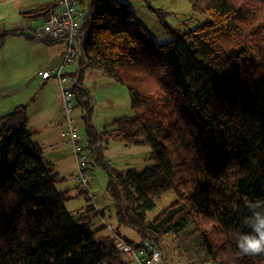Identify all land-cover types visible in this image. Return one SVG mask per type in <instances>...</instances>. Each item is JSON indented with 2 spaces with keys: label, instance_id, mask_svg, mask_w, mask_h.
Instances as JSON below:
<instances>
[{
  "label": "trees",
  "instance_id": "trees-1",
  "mask_svg": "<svg viewBox=\"0 0 264 264\" xmlns=\"http://www.w3.org/2000/svg\"><path fill=\"white\" fill-rule=\"evenodd\" d=\"M190 1L208 22L160 44L129 4L87 0L80 63L127 86L133 110L101 131L88 126L89 146L152 147L142 171L106 166L119 222L143 242L171 237L189 264H264V255L238 257L235 239L251 231L246 201L264 200V0ZM73 91L91 112L88 92ZM26 111L0 116V264H128L100 235L106 226H94L95 206L68 211ZM170 191L171 205L148 220Z\"/></svg>",
  "mask_w": 264,
  "mask_h": 264
},
{
  "label": "rangeland",
  "instance_id": "rangeland-1",
  "mask_svg": "<svg viewBox=\"0 0 264 264\" xmlns=\"http://www.w3.org/2000/svg\"><path fill=\"white\" fill-rule=\"evenodd\" d=\"M36 1L37 0H0V76L4 79L7 78L3 84L0 85V116L10 114L17 109L14 103L19 99L17 98V91L14 86H9L8 77H10V75L12 76L16 75L15 73L25 72V74L31 77L35 74L36 69L42 68L44 71L55 70L59 67L58 64L55 66V63L59 60L61 61V59L64 60L63 55H61L58 50L59 47H64L61 46L63 43H59L63 41H53L56 42L53 43L56 45L46 47L44 42L48 41L30 40L24 35L19 36L21 34L14 35L16 32L15 22L18 21L25 23L26 27L23 29L28 33L24 32L32 36L30 29L27 27V21H23L21 13L26 11L25 7L28 5H31V8H33ZM44 1L45 3L48 2V0ZM121 1L126 4L130 3L139 21L155 41L160 44L172 40L175 33L188 32L203 25L209 20L208 15L194 10L190 0ZM48 3H50V1ZM29 22H31L34 27H41L44 25V19L35 21L30 20ZM3 35L4 37H2ZM30 44L32 45L30 46ZM43 50H54V58L47 56ZM53 65L55 68L52 67ZM77 70L78 67L76 65L68 64L64 68V73L67 74L70 79L72 77L75 82L79 80L78 78L81 75L80 73L73 76V74L77 73ZM101 72L100 70L98 72H87V75H92H88L82 83V87L84 84L83 91H87L93 99V109L91 108V112L88 110L87 106L81 105L77 99L74 101L75 109L72 114V119L74 117L73 125L75 124L74 127L82 136L84 143L88 142L86 131L88 126H92L95 129L98 128L99 131H101L114 120L133 114L127 86L121 85L113 78ZM32 82L33 79L30 80L26 86ZM77 85L80 84L78 83ZM50 91L54 94L57 89L55 86H51ZM69 150L71 151V149ZM88 152L89 146L83 150V153L90 158L89 168L92 177L91 196L86 195L84 191L73 182L74 179H71L69 176L70 174H62V181L60 183L63 184H57L59 188L65 187L69 189V192H67L70 198L67 202L68 211L73 216L78 217L86 212L88 206L93 205L96 209L92 214H95L97 210L102 213V216L100 214H98L97 217L95 215L93 216L95 227L103 226L96 225V222L105 219L104 226L116 228L119 236L128 239L133 244L141 243V236L138 233H134L137 232L136 230L131 227H126L119 222L116 201L107 190L109 170H107L106 166L121 171L131 168L142 171L146 166L153 163L151 159L152 147L149 144H134L115 140L108 141L107 143L103 142L98 152L100 162L95 159L97 156L91 157L87 154ZM68 156L69 154H67V157ZM102 162L106 165L103 166L101 164ZM75 171L74 175L77 173L78 169L75 168ZM174 199L175 193L173 191L157 199V209L147 213L148 220H153L156 215L170 206ZM102 234L108 235V231L104 230L101 232V235ZM137 234L139 237H137ZM160 242L168 252L166 264H186V259L180 254L177 242L173 241L169 243L164 239ZM203 264L210 263L206 262Z\"/></svg>",
  "mask_w": 264,
  "mask_h": 264
},
{
  "label": "crops",
  "instance_id": "crops-1",
  "mask_svg": "<svg viewBox=\"0 0 264 264\" xmlns=\"http://www.w3.org/2000/svg\"><path fill=\"white\" fill-rule=\"evenodd\" d=\"M49 1L50 0H48V2ZM48 2L45 3L44 0H37L36 4L34 5L33 8H31V5H28L25 8H26V11L36 10L41 6L48 5L49 4ZM128 4L130 5V3H128ZM26 11H24V12H26ZM23 21H25V22L27 21V27L28 28L34 27L33 24L31 22H29L30 20H27L23 17ZM33 21H35V20H33ZM15 23H16L15 24V28H16L15 31L19 32V33H14V35L15 34H21L19 36L24 35V36L28 37L30 40H34L32 38V36L25 33L27 31L25 29H23L24 27H26L24 22L16 21ZM37 43H43V42H37ZM44 43H45L46 47L56 45V44H53V43H56L53 41L44 42ZM59 43H63L61 46H64L66 48V42L63 41V42H59ZM31 45L32 44H30V46ZM64 47H62V48L59 47V49H58L59 52L61 53V55H63V58H64V52H65ZM43 51L45 52V54L47 56H51L52 58H54V50H50V51L43 50ZM80 59H81V57H79V59H77L75 62H73L74 64L72 63V65H76L78 67L77 73L73 74V76L82 73L80 75L82 77L81 83H79L80 85H78V86L80 87L81 90H83L84 89L83 88L84 84L82 87L83 81L86 79V77L88 75H92V74L87 75V72H91V71H93V72L97 71L98 72L99 70L85 69L84 66L81 65ZM56 64H58L59 67L62 66V71L64 73V68L66 66V65H63L64 60L61 59V61L59 60L57 63H55V66H56ZM55 66L53 65L52 67L55 68ZM57 69H55V70H57ZM55 70L53 69L51 71H55ZM45 71H44V69L42 70V68H38L35 70V74H33L31 77L29 75L25 74V72L15 73L16 75H12V76L10 75V77H8L9 86H14V88L17 91V98L19 99V100H16L14 104L17 107H18V105L21 106L22 104H23V106L27 107L26 112H27V117H28V127L32 131L33 141L37 145H39V147L41 148L44 158L54 166L55 171L57 170L56 172L60 175V178H61L62 174H65V175L70 174L69 176L71 177V179L72 180L74 179L73 182H75L78 185V182L75 179L78 171L74 175V173L76 172L75 168L78 169V162L76 164V160H77L76 153H75L74 148L71 145L66 144L64 141V138H63V132L68 128V122H67L66 115L64 114L63 108H62V94H61V90L59 88L60 86H59L58 80L55 77H52V78L48 79L47 81H43L42 74ZM101 73H103V72H101ZM104 75H106V74H104ZM1 79H2V81H1ZM6 79H4L3 77L0 76V81H1L0 85H2ZM32 79H33V82L30 83L28 86H26V84ZM51 79H53V80H51ZM71 79H72V87L74 89L77 86V82L79 80L74 82L72 77H71ZM51 86H55L57 89V91L54 94H52L50 91ZM58 89H59V91H58ZM89 96H90L91 102H92L93 101L92 96L90 94H89ZM75 99H77L78 102L80 103L79 98L77 96ZM84 100H86V99H84ZM92 109H93V107H92ZM73 122H74V117L72 119V125H73ZM74 125H73V127H74ZM77 132H78V130H77ZM78 134H79V132H78ZM87 136H88V133H87ZM80 137L83 141L84 149L87 148V146H89V144H88L89 137H87L88 138L87 143H84V140H83L81 135H80ZM98 147L101 148L102 144H101V146L100 145L96 146V148H98ZM68 148L71 149V151L73 153ZM99 150L100 149H97V151L95 152V150L90 149V146H89V152L87 154L90 155L91 157L97 156L95 158V159H97V158H99V155H98ZM67 154H69L68 157H67ZM73 154H74L76 160H75ZM88 159L90 161V158H88ZM60 184H63V183H60ZM58 189L61 191L69 192V189H67L65 187L59 188V186H58ZM67 195H68V193H67ZM97 213L101 214V216H102V213L99 210L96 211V214ZM96 223H97L96 225H103L104 226L105 219L97 221ZM97 227H100V226H96V228ZM126 227H129V226H126ZM104 230L108 231V235L102 234V236L112 237L113 240L117 236L116 234H118V230H116V228H114V227L111 228L109 226H106V228L103 229L101 232H103ZM130 231H132V230H130ZM134 233H138V232H134ZM138 234H137V237H139ZM100 235H101V233H100ZM163 239L169 243H172L174 241L171 237H165ZM125 240H128V239H125ZM129 243L134 245V246H139L143 243V240L139 244L138 243L133 244L130 241H129ZM165 251H166V257L164 259L165 260L164 264H166V259L168 258V254H167L168 252H167V250H165ZM122 256L124 257V260L128 262V264H133L135 262V259L133 257L127 256L124 254H122ZM186 264H189L187 260H186Z\"/></svg>",
  "mask_w": 264,
  "mask_h": 264
},
{
  "label": "built area",
  "instance_id": "built-area-1",
  "mask_svg": "<svg viewBox=\"0 0 264 264\" xmlns=\"http://www.w3.org/2000/svg\"><path fill=\"white\" fill-rule=\"evenodd\" d=\"M87 0H50L55 9L44 19L41 27H31L32 38L39 41H64V64L68 65L83 56L79 33L81 21L85 16ZM55 77L58 80L62 94V108L66 115L68 128L63 132L66 144L71 145L76 153L78 173L75 177L80 189L91 196L92 183L89 168L90 161L83 153V142L77 130L72 125V114L75 109V93L72 81L62 71V66L55 71H45L42 74L43 81ZM117 235V234H116ZM115 249L121 254L133 257V264H164L166 251L161 242L144 241L139 246L130 244L127 240L117 235L113 240Z\"/></svg>",
  "mask_w": 264,
  "mask_h": 264
},
{
  "label": "clouds",
  "instance_id": "clouds-1",
  "mask_svg": "<svg viewBox=\"0 0 264 264\" xmlns=\"http://www.w3.org/2000/svg\"><path fill=\"white\" fill-rule=\"evenodd\" d=\"M246 207L251 215L248 226L251 231L237 233L235 236L238 257H255L264 255V200H248Z\"/></svg>",
  "mask_w": 264,
  "mask_h": 264
}]
</instances>
